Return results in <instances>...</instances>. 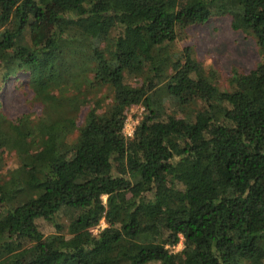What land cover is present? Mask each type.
I'll return each mask as SVG.
<instances>
[{
  "label": "trees",
  "instance_id": "16d2710c",
  "mask_svg": "<svg viewBox=\"0 0 264 264\" xmlns=\"http://www.w3.org/2000/svg\"><path fill=\"white\" fill-rule=\"evenodd\" d=\"M177 1L0 0V85L39 105L0 109V264H264V0ZM222 17L258 56L225 87L176 48Z\"/></svg>",
  "mask_w": 264,
  "mask_h": 264
},
{
  "label": "rangeland",
  "instance_id": "374dc122",
  "mask_svg": "<svg viewBox=\"0 0 264 264\" xmlns=\"http://www.w3.org/2000/svg\"><path fill=\"white\" fill-rule=\"evenodd\" d=\"M184 0L174 4L175 10L183 6ZM192 48L194 58L206 69L214 71V79L220 87H225L224 78L230 70L247 73L257 62L258 56L253 41L242 34L230 29L227 18H211L198 25L189 26L184 31L183 40L176 44V48ZM27 75L16 72L15 76L6 78L0 85V109L9 118L15 119L22 114L35 115L39 112V105L31 102V94L26 87ZM131 87H137V79L128 82ZM142 109L130 107L125 112V121L122 127L124 136L129 137L134 126L140 119ZM14 164L11 153L3 154V169L5 172ZM62 223V222H61ZM39 230L43 234L52 232V228L38 222ZM104 227L100 221L92 234ZM181 249L178 243L172 251Z\"/></svg>",
  "mask_w": 264,
  "mask_h": 264
}]
</instances>
